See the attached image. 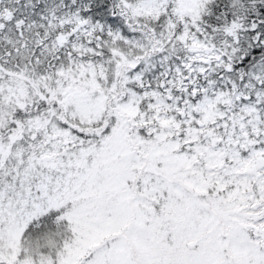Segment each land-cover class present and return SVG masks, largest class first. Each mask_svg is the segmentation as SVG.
Here are the masks:
<instances>
[{
    "label": "snow or ice",
    "instance_id": "snow-or-ice-1",
    "mask_svg": "<svg viewBox=\"0 0 264 264\" xmlns=\"http://www.w3.org/2000/svg\"><path fill=\"white\" fill-rule=\"evenodd\" d=\"M0 264H264V0H0Z\"/></svg>",
    "mask_w": 264,
    "mask_h": 264
}]
</instances>
